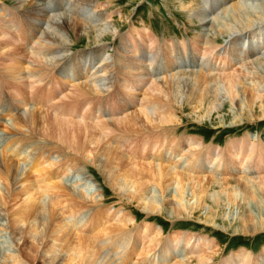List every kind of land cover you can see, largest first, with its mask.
I'll list each match as a JSON object with an SVG mask.
<instances>
[{
  "label": "bare ground",
  "instance_id": "obj_1",
  "mask_svg": "<svg viewBox=\"0 0 264 264\" xmlns=\"http://www.w3.org/2000/svg\"><path fill=\"white\" fill-rule=\"evenodd\" d=\"M15 1L13 8L23 13L20 18L38 31L40 37L32 44H28L27 48L19 44L10 46L2 38L4 35L13 38L12 31L17 26V21L12 16L8 26L7 22L0 20V49L4 50L0 51V63H4L6 72L1 74L0 80L10 78L0 84V101L3 95H9L7 93L15 94L13 97H17L16 99L10 96L5 99L7 101L4 107L7 109L5 117H9L11 113L15 114L14 117L11 116L13 122L1 128L10 136L18 137L10 140L5 145L4 152H0L2 157L0 215L3 214L8 223L7 226L0 224V232L6 231L10 236L0 237V264H59L64 261L66 264H170L173 259H179L173 264H190L188 261L193 258H186L189 255L199 256L200 264L211 260V256L206 255L204 250L206 248L214 252L217 245L209 238L189 237L176 233L164 241L163 231L151 225L148 220L138 224L136 218L124 208L116 209L112 213L109 207L107 209L103 201L98 199L101 195L97 191L89 193L91 199L89 204L84 198L86 194L80 195L76 189L77 186H81L78 185L79 178L70 182V185L66 182L67 178L75 176V173L79 174L80 159L89 161L91 159L90 164L98 165L103 174L107 175L113 188L117 189L115 191H118L120 197L126 195L130 202L138 203L149 214L167 212L171 217L193 215L199 210L207 209L205 205L207 184L219 185L221 188V184L229 186L228 182L237 181L232 194L224 189L229 205H238L241 222H250L254 225L250 229L257 230V225L264 226V219H258L250 207L252 202L264 210V143L252 142L250 137L246 136L227 144L226 148L221 150L206 147L203 140L194 136L177 138L173 131V138H170L171 133L168 134L170 139L164 140L165 135L155 132L158 129L164 130L163 127L166 126L169 129L170 126L181 122L178 112L185 109L183 105L187 102L184 100L187 92H184V95L182 91L186 88L190 93L192 90L193 92L195 89L199 90L198 98L201 100L203 98V101L207 99V102L210 97L203 96L202 91H206V94L220 91L237 110L250 111L254 117L255 111L259 108L264 117V0H224L227 6L224 10L219 7L222 11L211 18L207 11L200 9L198 2L178 0L177 3H180L185 11L194 13L193 19L198 23L201 32L190 44L183 42L177 48L167 47L164 53L167 59L166 66L157 59L158 52H163L164 45L159 47L150 32L145 30L139 32L137 43L145 50L146 46L151 49L149 62L161 64L160 68L155 67L153 72L161 70L164 72L168 69L170 71H167V74L171 71L176 73L163 81L155 79L150 86V92L162 94L163 98L167 97L166 101L158 98L159 95H150L146 91L136 103L127 100L126 95L141 91L139 85L148 78L146 71L152 72V69L150 65L146 66L147 68L137 65L143 56L140 58L136 56L138 48L131 44L134 36L130 37V34L134 31L124 40L126 46L123 45L121 38V46L112 51L115 52L114 56L111 55L112 61L109 57L104 58L105 61L101 60L104 56L99 58L107 65L102 67L101 72H97L96 78L92 79L94 83L92 85L95 87H88L89 83L79 85L76 81L80 78L82 81L79 80V83H83L95 75V70L91 73L92 76L89 75L90 70L94 68L92 62L89 61L86 67L79 60V56L70 57L69 62L67 60L62 62L59 60L60 56L72 49L73 35H85L93 42L95 48L105 47L102 45V39L106 33L115 34L116 31L115 24L107 22L109 18L104 12L106 8L97 9L99 3L96 0H77L78 3L71 4L67 12L62 13L59 10L53 13L41 7L40 1L46 0H33L34 3L26 0ZM192 4L196 5L195 8ZM69 14L72 16H68ZM33 16L35 18H32ZM39 21L46 22V27L40 28ZM15 34L18 40H29V28L17 30ZM221 37L227 40L225 46L219 43ZM14 43L17 42L14 40ZM176 50L179 52L190 50L195 58L200 57V62L191 69V72L182 73L184 70L178 67L175 69L179 72L173 71L175 63L188 61L189 65L193 64L184 56L172 57ZM96 53H107V48H101ZM50 54L53 56H49ZM21 56L25 57L22 60L29 58L28 66H18L17 62L11 63L12 59H20L18 62H21ZM95 56L99 57V54ZM61 59H64L63 56ZM62 64H65L63 68H58ZM125 70H129L130 73L142 72L143 74L137 76L141 80L139 84L134 85L126 78H122ZM99 73L100 78L104 77V73L108 75L106 79L97 80ZM53 76H61L63 79L61 86L64 88L62 91L60 87V93L57 92L62 98L56 97L55 92L48 98L52 100V96L54 98L56 94L55 99L61 98L59 101L63 103L57 105L59 101L56 100L55 102L58 101L56 105L51 107L55 116L47 112H45L47 115L38 116L40 110H37V107L25 110L26 112L21 115L14 112L10 99L18 103V107L27 109L28 101L22 97L23 94L27 91L35 93V89L39 88L38 83L41 85ZM196 77L198 84L202 85L201 88L191 81ZM168 81L173 83L170 88ZM164 82L167 85L166 89L162 86ZM18 84L25 90H21ZM51 85L49 89L40 88V94L49 92ZM119 85L122 89H119ZM65 92L69 94L66 95ZM108 92L110 98L102 100L101 95ZM68 95L72 97L66 98ZM195 98L196 96L192 104L197 105ZM78 100V103L75 102ZM203 101H199L201 106L207 103ZM130 103L134 104L135 108L123 119L95 123L99 118L96 116L97 113L101 116L103 108L108 109L110 116L113 117L116 106L124 113ZM199 103L193 109H199ZM32 104L29 106L32 107ZM220 105L221 103L218 105L214 102L210 104L207 108L208 114H212ZM37 106L42 109L43 102ZM0 110L2 111L1 108ZM63 110L77 116L80 121H70L67 111H64L68 114L67 118H63ZM60 114L63 117H60ZM147 135L155 140L149 143L152 139L147 138ZM144 136L146 137L143 138ZM141 140L140 146L138 141ZM25 146H29V150L27 155L22 156ZM131 152H139L140 157H148L150 163L147 162L146 167L139 164L140 162L135 163L133 160L137 159ZM130 161L131 166L134 162L133 167L124 166L129 165ZM120 164L124 166V170L127 169L126 177H121L124 173L121 174L123 169L121 170ZM254 165L258 166L257 176H254L256 175L254 173L250 178V174L255 172ZM26 170L29 171L24 178ZM21 176L23 180H19ZM85 185L88 188L92 187L90 182H85ZM90 188L88 190L91 191ZM20 197H27L23 198L22 205L20 204L24 212L10 213L8 205ZM239 197L241 200H238ZM240 201L245 204L240 205ZM208 209L213 210L210 207ZM110 222L115 224L113 228L108 227ZM1 226L6 228L1 229ZM56 243L60 245L57 246ZM56 247H59L58 251L66 253L65 258L60 259V256L54 255L58 252ZM139 249L140 253L134 255L133 252ZM32 250L35 253L31 252ZM9 251L12 254L7 255ZM48 252L54 256L48 257ZM251 256L244 249L233 254L224 264H264V253L258 260ZM132 257H136L137 260L134 261ZM2 259L4 262L1 263Z\"/></svg>",
  "mask_w": 264,
  "mask_h": 264
},
{
  "label": "rangeland",
  "instance_id": "obj_2",
  "mask_svg": "<svg viewBox=\"0 0 264 264\" xmlns=\"http://www.w3.org/2000/svg\"><path fill=\"white\" fill-rule=\"evenodd\" d=\"M26 1L34 3L33 0H26ZM78 1L77 0H74V1L73 0H46L44 2L40 1V5L43 9L50 10L53 13L57 12L59 10L63 13V12H67V10L69 9V6L71 4L73 5V3H78ZM96 1L99 3L97 5V6H99V8H97V9L101 10L102 8H104V9L106 8V10H104V12L106 13V16L109 18L108 19L109 21H107V22L108 23L110 22L111 24H115V26H114L116 29L115 34H109V33L107 34L106 33V35H105L106 38L104 37L102 39L103 40L102 45H104L105 47H101V48H107V53H96L97 50H99L101 48H95L94 45H92L93 42L90 39H88L85 35H73L74 44H73L72 49H70V51H68V52L63 53V55L60 56L59 60H61L62 62H65L66 60L71 61V58L73 56L74 57L79 56V60L81 61V63H84L86 67L89 65L88 62L91 61L92 67H94V68H92L90 70L89 75L92 76L91 73L94 70H95L94 71L95 75H93L91 77V79L89 78L88 80H86V82H83V83H79L80 81H82V80H80L82 78H80L79 79L80 81L77 80L76 84L82 85V84L89 83L88 87H95L92 85V84H94L92 82V79L96 78L97 72H101V70L104 67H106V65H107L106 62H104L105 63V65H104V63L101 60L103 59V61H105L104 58L107 59L109 57V60L111 59V61H112L113 57H111V55L114 56L113 53H115L112 51L114 50V48H118L119 46H121V38H123V45L126 46L124 40H126L127 36L131 32L134 31V33L130 34V37H131V35L134 36V38L131 39V42H132L131 44L135 45L136 48H138V51L136 52V56H138L139 58L141 56H143V59L140 60L141 62H137V65L144 67V68H147L146 66L150 65L152 72L148 71V73H147V71H146V75L150 80H148V78L147 79L145 78L143 83L142 84L140 83L139 87L142 88L141 91L133 92V94L126 95V98H127V100H132L133 102L136 103L138 101V99L139 100L141 99L142 93H145L146 91H147V94H150V95H159L157 93H152L149 91V89L151 88L150 86L152 85V81L155 79H157V81H161V80L163 81L164 79L170 78L171 75L176 73V72L171 71V72H168V74H167L166 72L170 71L168 69H166L164 72L162 70L157 71V73L153 72L154 68L155 67H156V69L158 67L160 68L161 64L149 62L148 58H150L151 49H150V47L146 46V50H145L142 46H140L137 43L139 32L141 33L144 30L147 32H150L154 36V38L157 40V45L159 47H162L164 45L162 47V49L164 48L163 52L162 53L158 52L157 59H158V61L161 60L163 62V64L166 66L167 59L165 58L166 56L164 55V53H165V50L167 49V47L174 46L175 48H177L179 46V44L180 43L182 44L183 42L190 44V43L195 41L196 36H198L199 33L201 32L199 29L198 23L196 22L195 19H193L194 13H192V12L190 13L189 11H185L183 9V6L181 7L180 3H177L178 0H96ZM189 1L194 2V3L198 2L200 5V9H202L204 12L207 11L210 14V15H208V16H210V18L213 17L216 13L219 14L227 6V4L224 0H189ZM15 3H16L15 0H0V20L7 22L8 26H9V19L12 16L15 17V19L17 21V26L13 29L12 35H13L14 40L17 43H14L13 38L10 37L9 35H4L2 40H5V42L7 41L10 44V46H12L13 44H17V45L19 44V45L27 48L28 44L29 45H30V43L32 44V42L36 41L40 37V33L38 31H36L35 29L31 28L28 25L29 23L27 24L26 22H23V19L20 18V16H23L22 15L23 13L21 11L15 9V8H13L15 6ZM192 6L195 8L196 5L192 4ZM219 7L221 9L222 8L223 9L221 10ZM5 10H7V11H5ZM190 11H194V10H190ZM96 15H97V13H96ZM68 16L71 17L72 14H69ZM32 18H35V16H33ZM46 25H47V23L44 21L38 22V26L40 28H45ZM25 27L29 28V40H26V41L18 40L17 36L15 34V31L20 30V29L25 28ZM116 27H118V29ZM118 30H120L121 33H118L119 32ZM0 31H1V27H0ZM108 39H110V41ZM226 41L227 40L225 38L221 37V39L219 40V43L222 46H225V44L227 43ZM0 51L4 52V50H2V49H0ZM95 54H99V57H96ZM127 55H128L127 57L130 56L128 53H127ZM49 56L52 57L53 55L50 54ZM62 56L65 60L61 59ZM102 56H104V57H102ZM173 56H175L176 58H183V56H184L187 58V60H189L193 63L192 65H189L190 63L188 61H185V62L181 61L179 63H175V66L172 68L173 71H175V70L178 71L177 69H175V67H178V68H182V70H184V71H182V73L191 72L192 71L191 69L194 68L200 62V57L197 56L195 58V56L193 55V53L190 50H187V51L181 50V52L176 50V52H174L172 54V57ZM21 57H22L21 62H18L20 59H12L11 63L13 64V63L17 62L16 65H18V66H28V64H30L29 58L27 57L26 60H22L25 57L24 56H21ZM99 58H101V60H99ZM85 60H87V61H85ZM24 62H26V63H24ZM101 63H103V64H101ZM65 64L60 65L58 68H61V67L63 68V66ZM98 64H100V65L97 66ZM3 65H4V63L0 65V78H1V74L6 73L4 71ZM98 67H101V68H98ZM195 71H197V69H195ZM136 73H138V74H136ZM104 74H103L104 77H101L102 79H104V78L106 79V77L108 75L106 73H104ZM124 74L125 75H123L122 78H126L127 80L131 81L134 85L135 84L137 85V84H139V80H140L137 76L141 75L143 73L142 72L139 73V72H135V71H132L130 73L129 70H125ZM131 75H133V76H131ZM98 76H99V78H97V80H101V78H100L101 73H99ZM115 78H116V76H115ZM6 80H10V78L7 77L5 80H0V84H2V82L6 81ZM61 81H63L61 76H53L48 81L44 82L41 85H40V83H38L39 88L35 89V91H34L37 94L31 93L30 91H29V93H28V91L25 92L22 97H24L28 101V106L26 107L27 109H24L23 107H18L19 104L16 103L13 99H10V104L13 106L12 108L14 109V112L16 111V114L19 113L21 115V114H24L26 112L25 110H32V109L37 107V110H40L39 111L40 113L39 112L37 113L38 116H43V114H46L45 112L55 116V114L51 111V107L62 98L61 97L62 95L59 96V94H57V92L60 93L61 89H62V91L64 90V88L62 87L63 85L61 86V84H62ZM149 81H151V82L149 83ZM191 81H193L194 84L197 83L195 85H199L197 82V77L192 79ZM167 83L169 85V88L173 86V83H170L169 81ZM50 84H52L51 85L52 88L49 90V92L40 94V88L42 89L45 87V89H49ZM18 86L20 87L21 90L24 89L21 87L20 84H18ZM162 86H164V89L167 88V85L165 84V82L162 83ZM201 86L202 85H199L197 87L201 88ZM23 87H25V86H23ZM60 87H61V89H60ZM106 89H107V87H105V90ZM119 89H122L120 87V85H119ZM52 92H55L57 94V96L55 94L56 97H61V98L55 99V96H54V98L52 96V98H51L52 100L48 99V98H50L49 96ZM111 92L112 91H110V93ZM184 92H187V93H185L186 98H184L185 102L186 101L187 102L185 103V105H183L185 109L178 112V113H180L179 116L181 117V122L177 125L170 126L169 129H168V126H166V127H163L164 130H162L160 128L161 129L160 131H158L159 129L157 131H155L157 133L159 132L158 133L159 135H161V134H162V136L165 135V137H163L164 140L173 138L172 137L173 131H175L174 135L177 136V138L178 137L189 138L188 136H190V137L194 136L198 139L203 140L206 147H211V148H216V149H221V150L225 149L227 144H230L231 142L236 141V140H241L246 136L248 138L250 137L252 142L257 141L258 143H262V144L264 143V117L261 113V109L257 108V110L255 111L256 115L254 117H252L250 111L242 112V111H239L236 108H234L229 103V100H226L227 96H224V93H221L220 91H216V92H213L210 94H206V91H202L201 94L203 96L209 95L210 98H209L208 102H207V99H205V101L207 103L204 106H201L199 101H203L204 99L202 98V100H201V98L200 99L198 98V96H200L199 90L195 89V92H193V90H192L190 93L188 91V89L186 88L182 91V94H184ZM65 93H66V95L69 94V92L68 93L65 92ZM7 94H9V95L8 96L3 95L2 100L0 101V105H1L0 108L2 109V111H5V112H2L0 110V123H1L0 124V152H4V147L10 140L18 138V137L10 136L9 134H7L2 129L4 126L5 127L9 126L10 123L13 122L11 120V119H13V118H11V116L14 117L13 114H15V113H13V114L11 113V115L9 116L10 118L5 117V115L7 114V109L5 110V108H4L6 105V102H7L5 99L9 98L10 96L13 97V95H15V94H11V93H7ZM187 94L190 96L188 97ZM132 95L135 96V98ZM195 96H196L195 99H197V105H198V103L200 105L199 109H193V107L197 106L195 104H192L193 98ZM70 97H72V96L68 95V97H66V98H70ZM222 97H223V99H222ZM13 98L17 99V97H13ZM100 98H102V100L106 101L107 99L110 98L109 92L101 95ZM158 98H162V99H164V101L167 100L166 99L167 97L163 98L162 94L159 95ZM220 98H221V100H220ZM46 100H47V102H46ZM56 100H58V101L55 102ZM216 100L221 101V102H218V101L216 102ZM205 101H203V102H205ZM223 101H224V103H223ZM40 102H43V108L42 109H40V107L37 106V104ZM50 102H52V103H50ZM75 102L78 103L79 100L75 101ZM213 102L217 103L218 105L221 103V105L219 107H216L217 109L214 110V112H212V114H208L207 108ZM31 103H33L32 107L29 106ZM35 104H36V106H35ZM60 104L63 105V103L59 101L57 105H60ZM134 108H135V105L130 103V105L128 107H126L125 112L122 113L121 110L119 108H117V106H116V109L113 111V117L110 116V112L108 111V109L103 108V112H102L101 116L99 113H97L96 116L99 118L95 120V123L102 124V123H106V122L111 121V120L115 121V120H118L121 118L123 119V117H125L127 114L132 113ZM78 110H79V108H78ZM64 111H67V110H63V112ZM193 112H195V114ZM64 113L62 114V115H64V117L61 114H60L61 116L60 115L59 116L63 117V118H67L68 114H66V113L64 114ZM192 113H193V115H191ZM69 115L70 116L68 118L70 121H74V122L80 121V118H77V116H73V114L71 115L70 113H69ZM198 115H199V117H198ZM76 118H77V120L78 119L79 120L77 121ZM1 126H2V128H1ZM165 128H167V129H165ZM170 128H171V130H170ZM14 131H16V130H14ZM165 131L167 132L166 134H165ZM171 133H172V135H170ZM168 134L170 135V138H169ZM114 137L118 138L117 136H114ZM145 137L146 136H144L143 138H145ZM151 137L152 136L149 135L147 138H151ZM156 138H158V137H156ZM139 139H141V137ZM151 139L152 140H149V143H151L152 141L155 140V138L154 139L151 138ZM109 142H111V141H109ZM113 143H115V142H113ZM141 143H142V140L138 141V144H140V146L142 145ZM28 150H29V146L28 147L25 146L24 147L25 152L22 154V156L27 155ZM131 153H132V156L137 159V160H133L135 163L140 162L139 164H141L144 167L147 166V164H148L147 162L150 163L149 158L146 156L140 157L139 152H131ZM9 154L13 155L11 152H9ZM123 154L127 158L125 153H123ZM127 154H129V153L127 152ZM0 159L2 160L1 156H0ZM86 160H88V159L78 160V165L81 168L79 171V174L75 173L74 174L75 176H72L73 178L72 177L67 178L66 182H68V184L70 185L74 179L77 180L79 178L78 179V182H79L78 185L81 184V186H77L76 189L78 190V193L80 195L84 196V194H86L85 195L86 197L84 196V198H85V200L87 199L89 204L91 203V199L89 197L90 194L97 191V193H100V195H101L98 199L103 201V205L107 209L109 207V209H110V211H112V213H114L116 209L124 208L127 210L128 213L132 214L133 217L136 218L138 224H142V223L149 221L151 223V225H153L157 229L163 231V233L165 235L162 239L164 241H166V239L169 236H172L173 234H176V233L177 234L182 233V234L188 235L189 237L194 236L196 238L197 237L209 238L210 240L214 241V243L217 245V247L214 248L215 253L211 250H206V248H205L204 252L206 255L211 256L210 257L211 260L208 261V263H202V264H224L225 260H227V259L229 260L231 258V256H233V254H235L241 250H244V249L246 252H249V254L252 255L251 257L253 259H257V260L264 253V226L257 225L258 226L257 230L250 229L254 225H252L250 222H245V223L241 222V220H240L241 211L239 210L240 208H238V205H229V203H228V199H227V195L225 193V190L227 189V192H230L232 194L233 190L236 188V184H237L236 182L237 181L232 180V181L228 182L229 186L225 185V184H223V185L221 184L220 185L221 188H219V185L215 186V184H214L212 186V184H211V186H210V184H207L208 186L206 185V187H205L206 189H208L207 197L205 198V201H206L205 205L207 206V209H204L201 211L199 210L198 213H195L193 215H182L183 217L182 216H180V217H173L172 216L171 217V216H169V213H167V212H164L162 214L161 213L160 214H158V213L149 214V213L145 212L144 209L138 203L134 204V202L133 203L130 202L127 199L126 195H124V197H120V195L118 194V191H115L117 189L115 187H114L115 189L113 188V185H111V183L108 181L107 175L103 174V172L98 167V165L90 164L91 159H90V161L89 160L86 161ZM131 162L132 161H130L129 165H124V166L133 167L134 162L132 163V166H131ZM256 165H258V164H256ZM120 166H122L121 167V170H122L124 168V166L121 164H120ZM141 169H143V168H141ZM257 169H258V166L254 165L255 172H252L250 174V178L252 177V174L256 173ZM125 170L127 171L126 168H125ZM125 170L123 169L121 172V174L124 173L121 175L122 178L126 177L125 176L126 175ZM27 171H29V170H26V172L23 176L24 178L28 174ZM248 176H246V177H248ZM254 176H257V173ZM24 178H22V176H21V177H19V180H23ZM82 179H83V181H82ZM84 181L91 183L92 187L91 188L89 187L91 189V191L88 190L89 188L86 187ZM227 181H229V180H227ZM238 184H239V182H238ZM223 186L225 188H223ZM84 188H85V190H84ZM84 191H86V192H84ZM211 197H212V199H211ZM20 198H17V200L12 201L11 204L8 205V210L10 211V213H12V214L17 213L18 214V213L24 212V208H23V206H20V204L22 205V201H23L22 199L23 198L26 199L27 197H20ZM216 199H217V201H216ZM238 200H241V197H239ZM214 202H217V204ZM191 203H193V202H191ZM14 204L15 205L17 204V205L15 206ZM239 204L241 205V204H245V203H243V201H240ZM209 207L212 208L215 212L213 210L210 211L208 209ZM250 207L253 210V212L257 215L258 219L259 218L264 219V210L263 209H259L256 206V204H252V202L250 204ZM3 216H4L3 214L0 215V224L3 223L4 226H7V224H8L7 220ZM107 218H108V216L106 217V219ZM8 222H9V220H8ZM114 226H115V224L114 223L112 224V222H110L108 224V227L113 228ZM2 228H6V227L1 226V229ZM8 234L6 233V231H5V233L0 232V237L3 235L4 237L6 236V237L10 238V236ZM71 241H73V240L71 239ZM192 242H194V241H192ZM10 244L13 245V243H10ZM56 245L59 246L60 244L56 243ZM192 245H193V243H192ZM55 249L58 251L59 247H56ZM157 251H158V249L156 250V252ZM31 252L35 253L34 250H32ZM58 252L54 253V255L60 256L59 257L60 259L63 257L65 258L66 253H64V252L62 253L61 251H58ZM134 252H133L134 255L139 254L140 249L137 251H134ZM48 253H49V255H47L48 257L54 256V255H50V252H48ZM10 254H12L11 251H9L7 253V255H10ZM51 254H53V252H51ZM184 255H185V253H184ZM132 258L134 259V261L137 260L136 257H132ZM186 258H193L190 261H188L190 264H200L199 263L200 262L199 256L197 257L195 255H189ZM198 259H199V261H198ZM177 261H179V259H173V260H171L170 264H173ZM2 262H4L3 259L1 260V263ZM47 264H50V263H47ZM59 264H66V262L65 261H64V263L60 262Z\"/></svg>",
  "mask_w": 264,
  "mask_h": 264
}]
</instances>
